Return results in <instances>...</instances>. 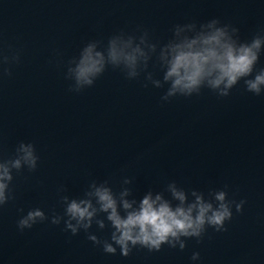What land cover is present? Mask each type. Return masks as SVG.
Returning <instances> with one entry per match:
<instances>
[{
	"label": "water",
	"instance_id": "1",
	"mask_svg": "<svg viewBox=\"0 0 264 264\" xmlns=\"http://www.w3.org/2000/svg\"><path fill=\"white\" fill-rule=\"evenodd\" d=\"M212 18L250 39L264 29V0H0V37L22 49V62L0 82V154L12 156L23 141L40 157L36 171L14 172L15 198L0 208V264H264V95L244 91L241 81L228 97L205 89L161 102L165 89L118 70L74 94L59 63L118 29L143 26L164 43L173 25ZM93 180H109L117 193L128 187L137 202L149 191L170 198L175 181L190 200L194 190L207 195L228 185L229 198L247 203L226 232L209 228L183 251L137 246L125 257L119 247L105 253L83 230L73 235L51 223L53 211L63 214L60 197H83ZM33 208L49 220L21 232L17 221ZM105 222L89 231L110 241Z\"/></svg>",
	"mask_w": 264,
	"mask_h": 264
},
{
	"label": "clouds",
	"instance_id": "2",
	"mask_svg": "<svg viewBox=\"0 0 264 264\" xmlns=\"http://www.w3.org/2000/svg\"><path fill=\"white\" fill-rule=\"evenodd\" d=\"M170 31L171 38L164 43L155 41L143 26L133 31L118 29L106 38L86 41L78 54L59 61L66 69L63 75L69 82L68 91L81 94L94 87L109 70H118L129 81L143 78L145 88L151 85L165 89L161 102L198 97L205 89L219 98L228 97L241 81L244 91L264 95V67L257 68L264 54V29L242 40L238 27L212 18L202 23L195 20L177 23ZM56 55L62 56V53L57 50ZM21 57L22 49L0 37V82L12 77V69L22 62ZM39 160L32 142L21 141L10 157L0 154V208L15 198L11 188L14 172L21 173L25 168L34 172ZM132 182L129 178L123 180L124 185ZM167 189L170 198L162 193L154 196L149 191L137 202L128 198L132 195L130 188L124 187L117 193L109 180H93L83 197H60L63 214L53 211L51 223L63 222L64 230L73 235L83 230L94 244L102 245L105 253L114 255L119 247L127 257L137 246L152 252L160 251L167 244L183 251L187 239L201 242L209 228L226 232L234 210L242 213L247 203L244 199H235L234 195L229 198L228 185L221 190L212 189L207 195L194 190L192 200L175 181L168 183ZM66 190L63 186L58 189L59 192ZM101 214L104 218H100ZM48 220L45 211L33 208L18 219L17 227L23 232ZM105 221L113 229L110 241L101 240L89 231L94 223L104 229ZM191 259L199 260L200 253L193 252Z\"/></svg>",
	"mask_w": 264,
	"mask_h": 264
}]
</instances>
